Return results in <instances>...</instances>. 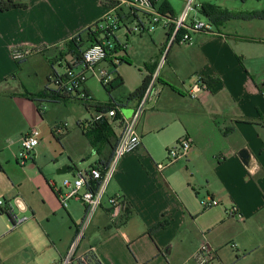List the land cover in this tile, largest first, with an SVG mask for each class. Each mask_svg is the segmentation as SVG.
<instances>
[{"label": "crops", "instance_id": "1", "mask_svg": "<svg viewBox=\"0 0 264 264\" xmlns=\"http://www.w3.org/2000/svg\"><path fill=\"white\" fill-rule=\"evenodd\" d=\"M107 1L119 2L124 11L130 8L123 4L126 0H15L27 9L0 12V97L10 99L11 94H19L18 99H14L16 95L12 97L11 104L4 103L7 100L0 103V176L8 177L7 184H0V202H4L0 208V264H60L79 229L68 207L59 204L52 181L50 188L37 185L51 211L43 217L35 194L26 192L23 184L16 183L9 175V167L18 166L15 156L20 151L22 138L32 128L41 126L39 121L27 122L25 99L19 98V91L10 90L9 80L16 69L13 52L21 48L30 50L31 55L19 61L24 63L40 55L47 66L44 88L53 89L52 74L65 75L55 65L63 67L70 55L67 43L108 15L118 16L114 9L107 7ZM193 1L198 14L206 4L223 10L238 11L241 7L230 6L227 0ZM156 2L158 7L167 3L176 20L183 16L190 0ZM121 17L125 25L128 18L142 22L139 15L128 17L123 12ZM259 19L264 21L262 17ZM193 21L197 19L190 24ZM231 22H224L219 28L210 23L213 26L210 33L190 32L192 42L188 44L169 45L168 37L161 43L160 57L150 76L162 67L154 85L153 100L138 128L142 145L123 158L107 191L108 197L124 198L128 208L120 221H113L106 200L91 228L98 237L89 247L81 250L79 246L78 255L92 252L100 264H184L206 240L217 252L216 264H264V259L259 257L264 251V237L251 231L264 212V42L239 35L240 26L233 30L229 27ZM190 24L187 22V26ZM170 27H166L167 32ZM252 27L255 33L263 29L261 25ZM109 72L111 75L112 70ZM199 78L218 79L219 83L195 100L189 96V90ZM188 80L192 81L189 85ZM86 91L92 105L101 104L94 99L87 84ZM140 100H128L122 109L114 107L119 120L109 119L117 142L123 131L122 122L133 117ZM97 115L96 112L93 119ZM92 121L89 125L80 124L84 136ZM186 136L193 141V150L186 160L189 165L200 159L209 163L208 176L201 186L206 183L207 198L219 201L216 209L194 211L188 205L172 184L171 175L165 173L176 164L163 171L157 169L156 146L174 144ZM94 148V163L85 171L110 160V147L105 148L99 142ZM243 149L251 156L248 166L239 156ZM35 161L33 158V167H36ZM72 171L68 166L65 169V172ZM215 179L221 189L213 190ZM199 195L200 190L196 197ZM224 199L231 202V207L238 208L243 220L227 216L228 209L226 212L218 209ZM1 210L11 212L12 216ZM60 211L68 216L62 214L67 222L60 227L65 226V230L54 219ZM14 217H23L25 221L14 227ZM162 224L164 228L160 227ZM258 230L262 232L263 226H258ZM229 244H236V248L230 250Z\"/></svg>", "mask_w": 264, "mask_h": 264}, {"label": "rangeland", "instance_id": "2", "mask_svg": "<svg viewBox=\"0 0 264 264\" xmlns=\"http://www.w3.org/2000/svg\"><path fill=\"white\" fill-rule=\"evenodd\" d=\"M227 3L230 6H241L238 11L227 9V11L235 13L238 17L229 21H232L229 24V27L233 30H238L237 27L240 26V30L238 31L239 35L250 38L256 37L264 42V21L259 19L261 18L260 15L264 14V0H227ZM239 15L253 16L247 19L243 18V16L239 17ZM139 17L146 30L144 33L130 34L126 29V26L129 29L140 26V21H130L128 18V25H125L122 21L116 20V22H118V29L115 32V38L111 39L112 42H115L116 40L122 48L124 47V49L113 56L112 60H115L114 65L117 67L118 73L124 78L125 85L119 90L113 92L111 97L102 86L101 81L96 77H91L87 82V87L89 88L90 93L93 95L94 99L101 104L120 109L127 106L130 95L133 94L143 84L144 80L154 71L155 62L160 57L161 43L166 41L168 32L163 20L159 25H155L153 17H148L146 13L144 14V12H140ZM194 18L204 24H210L208 18L202 14L196 13L193 8L189 13L188 23L190 24ZM254 24L258 26L261 25L263 29L261 31H256V33L253 32L252 26ZM230 28L229 30H231ZM233 42L236 43V41ZM252 48L254 47H250V49ZM262 52L264 53V51ZM66 59V62L64 60L63 67L60 64L55 65L56 70L61 74H67L69 72L68 63L72 61V56L67 55ZM14 66L16 68L15 74L9 80L10 90L15 92L19 91V98L25 99L26 120L29 123H32V121H39L38 123L41 125L40 130L42 136L40 148L37 150L39 151L38 156L37 158H35V155L33 156L36 160V167H33L32 160L24 166L20 162H18V166H16L14 160V165L16 167H9V175L16 181V183L23 184L26 192L35 194L37 201L41 206V214L43 217H46L47 214L51 212L49 202L42 194V191L41 193L38 191L37 185L42 184V187L47 186L50 188L52 186L51 183H53L56 186L57 191L62 190L63 193H66L67 189L64 187V183L66 181L74 182L75 177L78 176L79 172L90 168L94 163L92 155L95 148L92 146L90 140L84 136V128L83 126H80V124L83 123L84 125H89V122L93 120L96 112L95 109H88L87 106H91L82 100H73L70 102H53L51 100H45L44 83L47 66L46 63L42 61L40 55L33 56L29 58L26 63L22 62L20 65L16 62ZM113 69L114 66L111 64L110 60H108L102 62L98 66L97 71H109ZM79 71H81V68L75 70V72ZM112 79L113 74L110 76V81ZM187 83L189 85L192 81L190 82V80H188ZM11 95L10 99H3L0 97V103L3 100H7L4 103L11 104L12 97L16 94ZM18 95H16V97L14 96V99H18ZM59 128L61 129V132H58ZM181 139L179 138L174 144H166L169 145L167 147L165 144L157 145L155 148L156 152L154 153L157 163L167 164V151L172 149ZM9 142H12V139H10ZM164 146L166 147L165 150ZM17 156H15V158H17ZM186 160L187 159L176 164L165 173L171 175L172 184L178 191H180L188 205L194 208V211H197L199 208L204 210V202L208 198L205 187L206 183L203 184L204 187L201 186V183L208 176L209 163L200 159L193 163V166L195 167V169H193V166H190ZM67 166L73 169V171L65 172ZM75 167H77L78 171ZM62 171H64V173H60ZM7 179V176L1 175L0 184H7ZM212 179H214V177H212ZM50 181L52 182L50 183ZM212 185L213 190L222 188L216 179L215 181L212 180ZM56 190L54 191L57 194ZM199 190L200 197L197 198L196 193L199 192ZM44 191L45 190H43V192ZM231 206V202H229L228 199H224L223 204L218 209L226 212V209L229 211L234 207ZM67 207V211L71 214L73 220L80 229L82 219L84 220L83 204L72 200L68 203ZM59 213H61L59 214V217L54 219L58 222L60 227L61 224L67 222V218H63L62 214L65 216H67V214L64 211H60ZM226 214L228 216V213ZM262 216L263 218L258 220V225L255 226V229L251 227L252 233H259L260 237H264V212L259 218ZM19 219H23V217H20ZM260 223L263 226L262 232L258 230V226H261L259 225ZM92 224L93 222L84 233L80 245L81 250L84 249V247H89V244H93L98 237L91 229ZM70 225L74 229V224H72V222H70ZM60 229L65 230V226L63 228L60 227ZM228 246L230 250L236 248V244H229ZM259 257L264 259V251Z\"/></svg>", "mask_w": 264, "mask_h": 264}, {"label": "built area", "instance_id": "3", "mask_svg": "<svg viewBox=\"0 0 264 264\" xmlns=\"http://www.w3.org/2000/svg\"><path fill=\"white\" fill-rule=\"evenodd\" d=\"M194 1L191 0L187 5V8L182 17L175 21L163 17L153 6L151 0H126L124 5L129 6L135 10L146 13L149 17H153L155 25H159L163 20L165 22V28L171 23L174 24L175 29L172 36L169 38V45L176 42V34L181 28H187L188 33L183 36L180 44H188L192 42L190 32H212L213 26L211 24H204L199 21H193L188 27V17L190 11L193 10ZM118 16L108 15L104 18V23L101 25L102 30L109 31L110 35L115 34L118 29ZM128 33H144L145 27L143 24L136 26L133 29L126 27ZM115 46L111 39L103 37V41L100 44L93 45L86 49L83 53V64L81 71L75 72L74 68L69 70L64 76L58 75L52 77L53 89L64 97H74L82 101L91 99V96L86 91V84L91 77H96L101 82L108 84L110 82V72L108 70L97 71L98 66L105 62L110 50ZM31 55V51L28 49H16L13 52V59L16 62L22 61ZM162 66H160L155 74L152 76V80L148 86V89L142 99L140 100L136 111L131 119L122 122L123 131L119 138L118 144L114 151V156L107 167H96L89 171H81L78 176L75 177L74 182L66 181L64 187L67 189L66 193L62 190H56L58 198L63 207L67 208L68 203L72 200L79 201L85 205L86 214L85 218L78 229L77 235L71 244L68 254L60 262V264H91L89 254L78 255L77 251L84 237V233L90 224L93 222L97 212L104 205L107 200L111 210V219L113 221H120L124 213L128 208V202L119 196L108 197L107 191L110 182L116 175L120 162L127 155H130L138 151L142 145L141 136L138 133V125L150 106L151 100H153L154 85L158 80V73ZM209 87L204 82L203 78H199L190 90L189 96L192 99H199L202 93L208 92ZM264 97V92L262 93ZM157 96V94H156ZM117 111L112 110L109 113H98L95 120L100 121L104 117L115 118ZM61 132V129H59ZM41 131L38 128H32L21 140L20 151L17 156V161L23 166L27 162L33 159L36 149L41 144ZM193 150V141L189 136L182 138L172 149L168 152V163L157 165L159 171L165 170L167 167L182 162L187 159ZM220 203L217 200L208 198L204 202L205 209H211L219 206ZM4 207V202H0V208ZM230 218H236L243 220L237 207H233L227 211ZM25 221V219H19L14 217V227L19 226ZM217 252L206 241L202 242L198 250L184 263V264H216Z\"/></svg>", "mask_w": 264, "mask_h": 264}, {"label": "trees", "instance_id": "4", "mask_svg": "<svg viewBox=\"0 0 264 264\" xmlns=\"http://www.w3.org/2000/svg\"><path fill=\"white\" fill-rule=\"evenodd\" d=\"M151 1L155 9L163 17L169 19L170 21L175 20L173 11L171 10V7L167 3H164L160 7H158L156 0H151ZM105 4L107 5V7L115 10L116 14L118 15L119 21H123V18L121 17V14H123V12L127 14L128 17H134V18H137L140 13V11L135 10L133 8H129L127 11H124V8L119 7L120 5L119 2L107 1L105 2ZM15 9H27V6L17 4L15 0H0V12H9ZM199 11L202 15L207 17L211 21L210 23L216 28H219L224 22L238 18L235 13H231L227 10H223L222 8L213 4L203 5ZM252 16L253 15H250L249 17L246 16L245 18H251ZM260 17L264 18V15H260ZM103 23L104 20L96 23L92 27L78 34L75 38H73L71 41L67 43L68 54L72 56V61L68 63V70L81 67L83 64L84 51L93 45L100 44L103 41V37H106V39L115 38V34L110 35L109 33L111 32L102 30L101 25ZM170 25L171 27L167 35L168 39L172 36L175 29V26L172 23ZM187 33H188L187 28H181L176 34V42H180L183 36ZM113 44L115 48L110 50L108 57L106 59V61L110 60V62H112L114 66V69L111 72V75L113 74V79L108 84L101 82L102 86L109 93V95H112L113 92L119 90L125 85L124 78L118 73L117 67L114 65V60H112L113 56L119 51H121L123 48L118 44L116 40L115 42L113 41ZM18 63L20 65L22 62H18ZM58 75L59 74L57 72H54L52 74V77H57ZM152 76L153 75L151 76L149 75L148 78L144 80L143 84L133 94L130 95L129 100L142 99L152 80ZM204 82L208 85V87L213 88L219 83V80L218 79L204 80ZM44 98L45 100H51L53 102H61V101L70 102L73 100H79L74 97H64L59 93H57L55 90H52L50 87L46 88L44 93ZM84 102H86L91 106V107L87 106L88 109L90 108L95 109V112L97 113L106 114L114 110V107L109 105H104V104L92 105L91 104L92 99ZM110 119L109 117H104V119L100 121H96L94 118L93 121L91 122L90 129L88 131H85V135L90 140L92 146L95 147L97 143L101 142L103 143L105 148L107 147L111 148L112 154L110 160L106 163H102L101 167L109 166L114 156L113 150L115 151V148L118 143L114 128L112 126V121ZM112 119H114L115 121L119 120L118 114L115 118ZM1 213H6L9 216H12L11 212H7L5 210L4 211L1 210ZM160 227L164 228L165 225L162 224ZM89 259L91 261V264H100L97 261L96 256L92 252H90L89 254Z\"/></svg>", "mask_w": 264, "mask_h": 264}, {"label": "water", "instance_id": "5", "mask_svg": "<svg viewBox=\"0 0 264 264\" xmlns=\"http://www.w3.org/2000/svg\"><path fill=\"white\" fill-rule=\"evenodd\" d=\"M239 156L243 162L244 165L248 166L251 160V156L249 154V151L247 149H243L240 151ZM64 171L60 172L63 173Z\"/></svg>", "mask_w": 264, "mask_h": 264}]
</instances>
